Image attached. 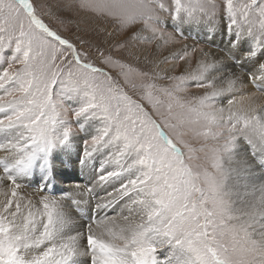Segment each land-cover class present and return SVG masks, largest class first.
<instances>
[{"label": "snow or ice", "instance_id": "obj_1", "mask_svg": "<svg viewBox=\"0 0 264 264\" xmlns=\"http://www.w3.org/2000/svg\"><path fill=\"white\" fill-rule=\"evenodd\" d=\"M0 54V264H264V0H0Z\"/></svg>", "mask_w": 264, "mask_h": 264}, {"label": "rangeland", "instance_id": "obj_2", "mask_svg": "<svg viewBox=\"0 0 264 264\" xmlns=\"http://www.w3.org/2000/svg\"><path fill=\"white\" fill-rule=\"evenodd\" d=\"M42 2H43V0H37V3H42ZM90 24H95V21L91 20L90 18H85V20L81 22V27H87ZM71 28L74 31L75 30V24H72ZM109 30H111V29H109ZM168 31H171V29L169 28ZM65 34L70 35L71 33L66 32ZM185 34L183 36L176 34L174 41L172 43H170L169 45H167V47L165 49L161 50L162 53L167 55L171 52H175V51L183 48L184 45H188L190 48L195 47L197 49V52L195 53V55L199 54V48L200 47H203L205 50H208V51L211 50L214 52H218V49L216 48V46L212 45L211 42H209V41H211L210 39H205L206 37L204 36V34L202 32L195 33L193 30L191 32L185 31ZM187 36H189V37H187ZM137 47L139 49H143L144 54L146 56H149V57L153 56L154 45L144 44V45H138ZM6 55L7 54H0V63L3 62ZM156 55L158 57L160 55V53H157ZM193 63H194V60H193ZM187 66L188 65H186L184 62H178V66L176 67L175 71L178 73V72L182 71ZM165 67H168V66L165 65ZM195 92H197V89L189 88V93H195ZM61 186H63V185H61Z\"/></svg>", "mask_w": 264, "mask_h": 264}, {"label": "bare ground", "instance_id": "obj_3", "mask_svg": "<svg viewBox=\"0 0 264 264\" xmlns=\"http://www.w3.org/2000/svg\"><path fill=\"white\" fill-rule=\"evenodd\" d=\"M194 32L195 33H199L198 31H195L194 30ZM185 34V33H184ZM186 35V34H185ZM205 39H210L211 40V44L212 45H215L216 46V48L218 49V47L217 46H219V47H223V43L221 42V37L219 36V35H217L216 36V38L214 39V40H212V38H211V36H209V37H207V38H205ZM211 46V45H210ZM205 51H208V50H205ZM214 52V51H213ZM199 55V54H198ZM251 91H255V89H251ZM249 93H243V95H248ZM256 103H264V97H261V96H259V94L257 93V95H256ZM66 167H67V170H68V172H69V175L70 176H73L74 178H77V179H80L81 178V175H80V172H79V169H77L76 171H75V173H73L72 172V168H71V165H66ZM69 181L68 180H66L65 181V183H68ZM63 186H67L66 184L65 185H63Z\"/></svg>", "mask_w": 264, "mask_h": 264}]
</instances>
